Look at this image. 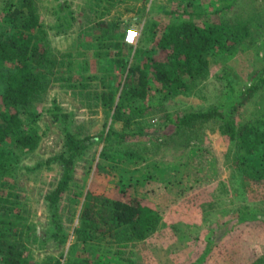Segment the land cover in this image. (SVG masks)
<instances>
[{"label": "rangeland", "instance_id": "obj_1", "mask_svg": "<svg viewBox=\"0 0 264 264\" xmlns=\"http://www.w3.org/2000/svg\"><path fill=\"white\" fill-rule=\"evenodd\" d=\"M35 1L51 52L58 56L66 54L71 62L79 58L83 62V77L88 79L81 80L73 65L64 67V74L55 72L51 76L53 81L37 104L39 117L36 126L40 142L34 150H16V158L10 160L9 172L2 178L3 183L0 182V193L6 195L12 191L19 195L18 209L14 207L12 212L24 216L15 222V226L18 225L15 230L24 233V250L29 263L55 264L59 259L60 264H74L71 261L81 260V264L96 261L113 264L111 254L103 250L111 249L124 259L132 258L137 264H264V178L256 179L241 172L235 160V148L223 134L221 124L213 120L182 130L173 137L153 139L142 135L129 137L122 143L105 140L111 127L120 130L123 123H114L107 118L100 99L88 103L85 96L119 85L117 102L123 92L126 72L118 68L113 70L111 64V67L107 63L100 64L98 57L93 55L94 49L83 47L84 40L92 39L89 34L91 31L94 33L92 28L96 25L107 29L113 22H120L123 23L122 29L138 31L136 44H129L125 39L121 43L122 55L130 64L135 61L143 63L149 58L164 61L166 52L157 46L156 39L147 36V25L153 22L162 27L182 15L184 19L191 18L210 25L220 22L234 24L241 16H252L262 24L252 28L254 39L248 37L245 46L235 54L211 58L207 74L194 81L190 91L169 93L168 98L159 101L165 91L162 94L155 92L154 88L158 86L154 85L156 97L149 103L146 113L135 120L133 127L138 124L145 130L164 131L169 125V116L175 118L187 111H207L211 107L223 106L228 101L230 84L241 88L250 85L256 77L264 76V0ZM4 2L0 0V14L3 13ZM61 2H67L76 18L74 26L66 34L59 33L56 28L61 22L58 19ZM112 49L113 53L107 50L110 55L106 58H119L117 49ZM61 75L66 81L55 80ZM71 77L78 83L75 89L68 85ZM55 101L63 112L75 115L76 129L104 133L103 140L77 160L73 190L65 193L60 203V215L69 233V240L64 245L48 238L50 222L45 207V195L57 185L63 169L59 161L47 162L61 153L65 141L63 127L49 112ZM261 106L264 108L263 88L253 102L241 109L237 120L246 121L260 116L258 110ZM2 110L0 98V112ZM199 147H209L218 159L217 168L211 174L212 180L197 184L186 175L182 185L165 188L170 201L164 200L160 225L147 238L125 246H118L116 241L106 236L89 239L86 243L83 240L89 236L77 239V230L82 227L80 212L85 198L91 194L94 196L92 202L112 207L122 193L120 185L124 177L121 178L118 167L121 169L124 155L138 159L135 164L138 177L133 178L134 182L127 178V182L131 181L133 185L131 193L147 197L156 189L162 190L165 182L179 174L189 152ZM116 159L119 161H114ZM100 162L113 164L108 166L111 176L107 182L95 180L96 167ZM180 166L182 168L179 169ZM75 190H80L81 194L76 195Z\"/></svg>", "mask_w": 264, "mask_h": 264}, {"label": "trees", "instance_id": "obj_2", "mask_svg": "<svg viewBox=\"0 0 264 264\" xmlns=\"http://www.w3.org/2000/svg\"><path fill=\"white\" fill-rule=\"evenodd\" d=\"M3 8V13L0 14L2 16L0 98L3 105L0 112L1 183L2 178L9 172L10 160L16 158L14 154L16 150H34L40 142L41 136L36 126L39 117L37 104L40 102V96L49 89L53 81L51 76H54L55 72L64 74L66 71L64 67L73 65L81 80L88 79L87 76V79L83 77V62L79 58H75L77 62L75 63L71 62L66 54L58 56L51 52L46 43L47 31L35 0H5ZM58 19L61 22L56 28L61 34L68 33L74 26L76 18L67 2L59 4ZM122 25L123 23L113 22L107 29L96 25L92 28L95 29L94 33L91 31L89 34L92 39L83 41V47L94 49L93 55L98 57L100 64L107 63L109 67L111 64L112 69L118 68L126 72L123 92L117 102L119 85L102 93L94 92L90 93L89 97L85 96L88 103L100 99L107 118H111L114 123H123L120 130L111 127L105 140L122 143L129 137L136 138L142 135L152 136L153 139L162 136L173 137L182 130L214 120L221 124L223 134L233 144L235 160L241 172L256 179L264 178V108L261 106L258 110L260 116H254L246 121L237 120L241 109L253 102L262 88L264 90L262 75L253 79L250 85L241 88L230 84L228 101L223 106L211 107L207 111H187L176 115L175 118L169 116L167 119L169 125L164 131L145 130L138 124L136 128L133 127L135 120L146 113L149 103L155 99V92L162 94L165 91L163 96L158 98L162 101L168 98L169 93L190 91L194 81L207 74L211 58L228 53L235 54L238 49L245 46L248 37L254 39L252 36L255 31L252 28L254 26L258 28L262 24L257 23L252 16L244 18L241 16L234 24L220 22L210 25L196 22L191 18L184 19L182 15H178L177 19L169 21L162 27L153 22L147 25V36L156 39L157 46L166 52V58L164 61L149 58L143 63L135 61L133 64L122 55L123 51L120 49L127 33V28L122 29ZM112 48L117 49L116 54L120 55L119 58L112 60L106 58L110 55L107 50L112 51ZM140 51L142 50L138 52ZM107 65L105 68L108 70ZM55 80L66 81L63 75L55 77ZM68 85L72 89L78 87V83L72 77ZM154 85L158 87L154 88ZM49 112L53 113L54 121L63 127L65 141L61 153L47 161L48 163L59 161L63 167L57 185L45 195V207L50 222L47 234L48 238L64 245L69 240V233L60 215V203L63 195L73 190L72 181L77 160L85 151L99 144L104 133L96 134L76 129L75 115L63 112L56 101ZM137 161L138 159L132 155L123 156L118 172L121 173V178L124 177L122 179L124 182L120 185L122 193L114 201V206L92 202L94 196L91 194L85 198L80 212L82 227L77 230V239L89 236L83 240L86 243L89 239L95 240L106 236L116 241L118 246H125L147 238L151 232L157 230L162 219L160 210L165 201H170L169 194L164 189L182 185L186 175L197 184L211 181L213 178L211 174L218 164L217 157L209 147L195 148L189 152L186 161L181 165L183 168L179 167L182 168L178 171L179 174L165 182L162 190L156 189L154 194L148 193L147 197H137L131 193L132 182H127V178L133 181V178L138 177L135 165ZM108 166L113 164L107 162L97 164L94 175L97 182L110 180ZM75 194L80 195V190H75ZM17 199L19 195L12 191L6 195L0 193L1 264H33L29 263V258L25 254L24 233L22 230L21 232L15 230L18 227L15 226V222L24 218L23 215L12 212L14 207L18 209ZM11 217L14 218L8 220ZM17 235L19 239H16ZM103 250L111 254L113 264H137L132 258L124 259L117 251ZM71 262L76 264L80 261ZM82 262L83 260L79 264ZM55 264H60L59 259ZM91 264L99 263L96 261Z\"/></svg>", "mask_w": 264, "mask_h": 264}, {"label": "built area", "instance_id": "obj_3", "mask_svg": "<svg viewBox=\"0 0 264 264\" xmlns=\"http://www.w3.org/2000/svg\"><path fill=\"white\" fill-rule=\"evenodd\" d=\"M133 33H135V35H133ZM138 37V31L136 29L130 28L127 30L125 40L129 44H136Z\"/></svg>", "mask_w": 264, "mask_h": 264}, {"label": "snow or ice", "instance_id": "obj_4", "mask_svg": "<svg viewBox=\"0 0 264 264\" xmlns=\"http://www.w3.org/2000/svg\"><path fill=\"white\" fill-rule=\"evenodd\" d=\"M133 35H135V33H133Z\"/></svg>", "mask_w": 264, "mask_h": 264}]
</instances>
